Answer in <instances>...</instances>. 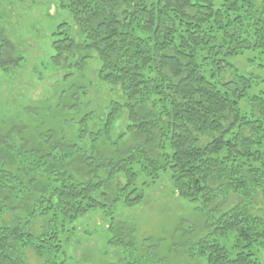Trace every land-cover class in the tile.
<instances>
[{
    "label": "trees",
    "instance_id": "1",
    "mask_svg": "<svg viewBox=\"0 0 264 264\" xmlns=\"http://www.w3.org/2000/svg\"><path fill=\"white\" fill-rule=\"evenodd\" d=\"M58 2L76 32L59 26L54 64L81 74L97 59L99 81L121 102L95 129L93 115L79 116L75 143L36 123L35 133L22 124L0 134V264H27V250L69 264L70 226L93 211L110 218L109 246L132 252L135 228L115 207L140 204V182L161 174L204 215L209 233L190 257L264 264V77L231 62L246 56L264 72V1ZM123 115L131 145L113 137ZM229 194L240 201L222 210Z\"/></svg>",
    "mask_w": 264,
    "mask_h": 264
},
{
    "label": "rangeland",
    "instance_id": "2",
    "mask_svg": "<svg viewBox=\"0 0 264 264\" xmlns=\"http://www.w3.org/2000/svg\"><path fill=\"white\" fill-rule=\"evenodd\" d=\"M62 24L70 27V34L76 32L70 13L58 0H0V134L23 124L31 133L53 128L60 137L75 143L79 116L93 115L91 127L95 129L108 104L121 102L118 88L99 81L97 59L89 61L81 74L54 64L52 44ZM245 59L240 56L231 62L240 71L264 77V72L247 66ZM59 103H76L77 107L71 111ZM35 123L40 128L32 127ZM126 126L123 115L113 137L125 134L124 143L131 145L135 136L127 133ZM143 183L139 184L143 187L140 204L130 208L119 204L114 210L117 220L134 226L135 249L109 246L110 218L93 211L70 226L74 232L65 247L69 264H156L153 262L159 260L162 264H205L203 257H190L189 249L209 233L198 205L180 199L167 174H161L154 184ZM239 201L238 196L229 194L221 209H230ZM3 219L9 221L10 217ZM24 255L27 264H44L32 250Z\"/></svg>",
    "mask_w": 264,
    "mask_h": 264
}]
</instances>
